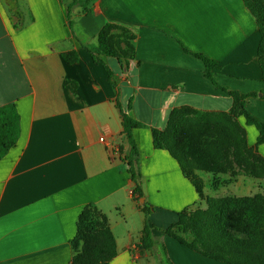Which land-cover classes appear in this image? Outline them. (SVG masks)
<instances>
[{
    "label": "crops",
    "instance_id": "1",
    "mask_svg": "<svg viewBox=\"0 0 264 264\" xmlns=\"http://www.w3.org/2000/svg\"><path fill=\"white\" fill-rule=\"evenodd\" d=\"M69 1L0 0V106L14 104L19 115L17 140L0 158V264L70 262L77 217L88 204L106 215L115 238L109 264H154L137 247L145 215L127 166L99 140L123 142L118 102L142 123L132 134L143 199L154 208L153 240L172 264H228L166 233L199 199L177 161L153 146L152 129H163L174 107L229 110L233 101L223 89L264 91L254 18L243 0H92L87 13L74 6L69 23ZM107 23L114 56L95 52ZM69 51L76 61L63 58ZM199 55L216 62L214 81ZM245 107L264 123L263 98L247 96ZM238 121L255 146V126ZM256 149L264 158V147ZM213 189L259 191L244 176Z\"/></svg>",
    "mask_w": 264,
    "mask_h": 264
},
{
    "label": "trees",
    "instance_id": "2",
    "mask_svg": "<svg viewBox=\"0 0 264 264\" xmlns=\"http://www.w3.org/2000/svg\"><path fill=\"white\" fill-rule=\"evenodd\" d=\"M243 2L259 30L257 60L264 81V0ZM91 3L92 0H70L66 6L69 23L74 6H80L81 11L87 13ZM112 28L113 25L107 23L100 29L95 51L97 54H116L109 44ZM127 46L131 48L128 41ZM89 53L94 60H98L96 55ZM62 56L67 62H74L78 58L76 51H69ZM199 57L205 65L207 77L214 81L212 70L217 67L216 62ZM105 69L110 75V70L106 66ZM223 90L233 101L229 110L208 111L188 105L174 107L168 114L164 128L152 129L153 146L168 151L177 161L182 174L193 184L198 199L205 203L204 208H195L193 205L181 210L177 221L166 229V233L188 248L217 261L264 264V158L256 149L258 144L264 143V123L256 120L245 107L247 96L264 99V91L245 95ZM116 106L121 116L123 135L118 153L134 184L133 199L145 215L137 247L149 251L154 264H172L164 245L152 238L148 215L154 208L147 202H139L143 190L139 153L132 130L142 123L131 117L119 102ZM239 116H243L245 124L255 126L258 132L255 146L248 145L246 130L238 121ZM18 133L19 115L15 105L0 106V158L14 146ZM195 171L210 174L213 188L230 183L242 175L261 179L262 190L250 195H205L204 183ZM221 176H227V179L223 181ZM71 246L73 256L66 264H109L115 256V238L107 217L93 204L85 205L80 211Z\"/></svg>",
    "mask_w": 264,
    "mask_h": 264
},
{
    "label": "rangeland",
    "instance_id": "3",
    "mask_svg": "<svg viewBox=\"0 0 264 264\" xmlns=\"http://www.w3.org/2000/svg\"><path fill=\"white\" fill-rule=\"evenodd\" d=\"M250 135H249V141L251 142V143H253V142H255L254 141V139L251 137V132L249 133ZM258 146L260 147V149H263V147H264V143H261V144H258ZM195 173H197L200 177H201V179H202V181H203V183H204V194H205V192H211L210 194L209 193H207V194H205V195H213L214 194V192H213V187L211 186V182H212V180H213V177L210 175V174H208V173H205V172H202V171H195ZM207 175H209V176H207ZM239 177H243L242 175H239V176H237L236 178L238 179ZM245 177V176H244ZM252 179H254V181H255V183L258 185V190L259 191H261L262 190V183H263V181L261 180V179H256V178H249V181H251ZM256 179V180H255ZM259 181V182H258ZM257 190V189H256ZM258 191V192H259ZM221 194H224V193H221ZM194 207L196 208V207H199V208H204L205 207V203H204V201H200L199 200V202H197L195 205H194Z\"/></svg>",
    "mask_w": 264,
    "mask_h": 264
},
{
    "label": "built area",
    "instance_id": "4",
    "mask_svg": "<svg viewBox=\"0 0 264 264\" xmlns=\"http://www.w3.org/2000/svg\"><path fill=\"white\" fill-rule=\"evenodd\" d=\"M99 140L101 142L105 143V145L110 150V152H112L113 154L114 153L115 154H118V146L117 145H113L111 142H109L104 135H102L101 137H99Z\"/></svg>",
    "mask_w": 264,
    "mask_h": 264
},
{
    "label": "water",
    "instance_id": "5",
    "mask_svg": "<svg viewBox=\"0 0 264 264\" xmlns=\"http://www.w3.org/2000/svg\"><path fill=\"white\" fill-rule=\"evenodd\" d=\"M144 202V199H143V197L140 199V203H143Z\"/></svg>",
    "mask_w": 264,
    "mask_h": 264
}]
</instances>
